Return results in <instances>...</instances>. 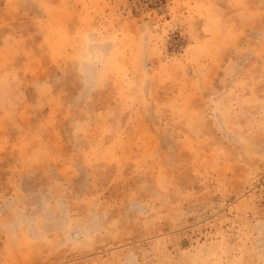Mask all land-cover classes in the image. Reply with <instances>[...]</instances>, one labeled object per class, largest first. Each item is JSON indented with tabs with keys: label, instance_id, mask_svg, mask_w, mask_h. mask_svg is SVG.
<instances>
[{
	"label": "rangeland",
	"instance_id": "374dc122",
	"mask_svg": "<svg viewBox=\"0 0 264 264\" xmlns=\"http://www.w3.org/2000/svg\"><path fill=\"white\" fill-rule=\"evenodd\" d=\"M0 264H264V0H0Z\"/></svg>",
	"mask_w": 264,
	"mask_h": 264
}]
</instances>
